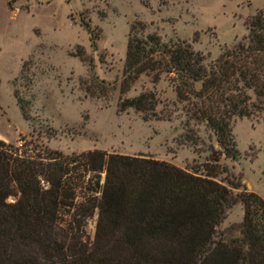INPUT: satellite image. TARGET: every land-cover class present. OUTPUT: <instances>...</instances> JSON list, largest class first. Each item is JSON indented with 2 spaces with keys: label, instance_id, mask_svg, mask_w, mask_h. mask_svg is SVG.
I'll return each mask as SVG.
<instances>
[{
  "label": "trees",
  "instance_id": "trees-1",
  "mask_svg": "<svg viewBox=\"0 0 264 264\" xmlns=\"http://www.w3.org/2000/svg\"><path fill=\"white\" fill-rule=\"evenodd\" d=\"M246 25L247 36L209 64L188 42L144 34L139 22L129 30L120 93L142 75L152 84L164 76L176 100L157 111V93L144 92L118 110L170 120L181 105L185 140L196 145L203 127L209 141L198 167L100 150L67 157L0 140V264H264V199L216 181L226 172L220 159L239 157L234 122L264 123V13ZM237 203L241 239L226 244L217 228Z\"/></svg>",
  "mask_w": 264,
  "mask_h": 264
},
{
  "label": "rangeland",
  "instance_id": "rangeland-1",
  "mask_svg": "<svg viewBox=\"0 0 264 264\" xmlns=\"http://www.w3.org/2000/svg\"><path fill=\"white\" fill-rule=\"evenodd\" d=\"M257 12L264 13V0H0V140L67 157L100 150L198 167L207 160L209 141L203 127L196 145L185 140L181 105L170 120L118 110L119 100L144 92L157 93V111L176 100L164 76L152 84L142 75L120 93L129 30L139 22L144 34L188 42L209 64L247 36L246 23ZM233 136L239 157L220 159L226 172L216 181L234 195L264 199V123L236 120ZM238 182L240 189H232ZM96 219L85 229L90 239ZM242 220L237 203L217 228L224 243L241 239Z\"/></svg>",
  "mask_w": 264,
  "mask_h": 264
}]
</instances>
